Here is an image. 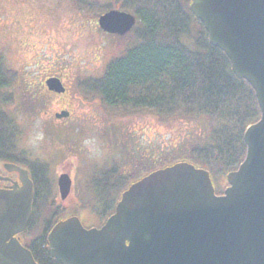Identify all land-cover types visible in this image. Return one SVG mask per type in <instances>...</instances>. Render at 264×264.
<instances>
[{
	"label": "water",
	"instance_id": "95a60500",
	"mask_svg": "<svg viewBox=\"0 0 264 264\" xmlns=\"http://www.w3.org/2000/svg\"><path fill=\"white\" fill-rule=\"evenodd\" d=\"M190 9L255 92L260 117L244 130V159L227 173L221 194L206 168L177 159L129 184L99 227H85L76 214L59 220L47 240L60 264H264V0H191ZM134 24V15L118 9L98 17L112 34ZM45 84L65 91L57 77ZM15 167L21 186L0 192V264H40L16 237L31 217L33 182ZM57 188L68 197V173L58 175Z\"/></svg>",
	"mask_w": 264,
	"mask_h": 264
},
{
	"label": "trees",
	"instance_id": "16d2710c",
	"mask_svg": "<svg viewBox=\"0 0 264 264\" xmlns=\"http://www.w3.org/2000/svg\"><path fill=\"white\" fill-rule=\"evenodd\" d=\"M190 1L70 0L75 10L94 17L119 9L136 19L129 32L117 35L121 48L100 74L77 77V90L84 99L98 101L111 117L143 113L154 114L161 121L199 117L206 126L200 141L154 162L134 165L113 160L95 166L74 209L76 213L86 210L98 224L113 213L129 184L156 167L187 159L206 168L215 191L221 193L226 174L244 159V130L260 117L255 92L245 79L235 75L225 52L208 41L202 22L191 12ZM20 75L0 52V99L13 102L16 94L7 88ZM33 102L32 96L22 97L19 109L23 115L37 114ZM4 130L12 135L7 137ZM24 131L14 114L0 110V155L15 148ZM50 169L49 162L41 161V197L37 176L32 175L34 198L27 246L40 264H60L50 254L47 234L63 218L66 208L56 203Z\"/></svg>",
	"mask_w": 264,
	"mask_h": 264
},
{
	"label": "rangeland",
	"instance_id": "374dc122",
	"mask_svg": "<svg viewBox=\"0 0 264 264\" xmlns=\"http://www.w3.org/2000/svg\"><path fill=\"white\" fill-rule=\"evenodd\" d=\"M72 5L70 0H0V52L21 74L7 88L16 94L13 102L1 98L0 110L14 114L24 126L20 141L33 156H38L41 143V161L50 163L48 177H54V184L62 169L71 175L70 194L60 201L56 189V203L66 207L63 218L76 214L89 226L95 220L86 210L76 213L74 203L93 165L113 160L154 162L200 141L206 126L199 117L167 121L150 113L111 117L98 101L84 99L77 77L100 74L120 50L121 40L101 31L98 16ZM49 76L59 77L66 93L52 94L43 82ZM24 96L33 97L36 115H23L19 109ZM63 110L66 115L55 116ZM40 133L43 139H37Z\"/></svg>",
	"mask_w": 264,
	"mask_h": 264
},
{
	"label": "flooded vegetation",
	"instance_id": "af4514ba",
	"mask_svg": "<svg viewBox=\"0 0 264 264\" xmlns=\"http://www.w3.org/2000/svg\"><path fill=\"white\" fill-rule=\"evenodd\" d=\"M66 87V86H65ZM67 88L64 93H66ZM51 92V91H50ZM52 94H57L51 92ZM58 94L61 96L62 94ZM6 136L12 135V131L4 130ZM7 131V132H6ZM5 136V137H6ZM15 148H11L10 151L5 152V156L0 155V192L6 193L13 190L14 187L18 188L21 186L20 182V171L15 167H21L27 171L29 178L32 180V175L35 174L38 179V186L40 188L41 197V143L38 156H33L28 148L23 146V142H17ZM8 164V165H7ZM12 164V165H11ZM15 165V166H14ZM63 169L60 171V173ZM33 193H34V183H33ZM41 199V198H40ZM28 226V225H27ZM27 226L25 229L19 233H16L21 244L28 248L29 233L27 232ZM99 226V225H97Z\"/></svg>",
	"mask_w": 264,
	"mask_h": 264
},
{
	"label": "clouds",
	"instance_id": "9594fccd",
	"mask_svg": "<svg viewBox=\"0 0 264 264\" xmlns=\"http://www.w3.org/2000/svg\"><path fill=\"white\" fill-rule=\"evenodd\" d=\"M37 139H43V134L42 133L38 134ZM85 143H88V141H85Z\"/></svg>",
	"mask_w": 264,
	"mask_h": 264
}]
</instances>
